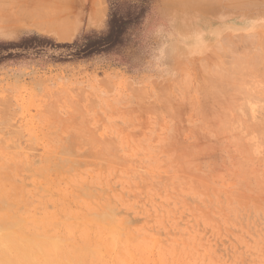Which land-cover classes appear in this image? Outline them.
I'll list each match as a JSON object with an SVG mask.
<instances>
[{
    "label": "rangeland",
    "instance_id": "374dc122",
    "mask_svg": "<svg viewBox=\"0 0 264 264\" xmlns=\"http://www.w3.org/2000/svg\"><path fill=\"white\" fill-rule=\"evenodd\" d=\"M111 1L139 0H0V244L35 264H264V0H147L116 49L57 46L105 33Z\"/></svg>",
    "mask_w": 264,
    "mask_h": 264
},
{
    "label": "trees",
    "instance_id": "16d2710c",
    "mask_svg": "<svg viewBox=\"0 0 264 264\" xmlns=\"http://www.w3.org/2000/svg\"><path fill=\"white\" fill-rule=\"evenodd\" d=\"M146 2L147 0H139L136 3H128V15L126 17H121L118 11L120 4H115L111 1L108 29L105 33L85 35L72 43L57 44V46L66 47L69 49L68 56L76 58H85L95 54L112 51L122 43L124 34L127 31L126 25L139 19L145 12ZM26 41H28V39H24L20 43L2 44V47L4 46L5 49L23 47V49H26L28 46L23 44Z\"/></svg>",
    "mask_w": 264,
    "mask_h": 264
},
{
    "label": "bare ground",
    "instance_id": "6f19581e",
    "mask_svg": "<svg viewBox=\"0 0 264 264\" xmlns=\"http://www.w3.org/2000/svg\"><path fill=\"white\" fill-rule=\"evenodd\" d=\"M31 12V11H30ZM41 12V11H40ZM39 11H38V14L37 15H39V13H40ZM45 13V12H44ZM32 14V13H31ZM61 15V13L59 12L58 14L56 13V14H54V16H57L58 15V17ZM63 14V13H62ZM27 15H29V14H27ZM43 15V14H42ZM48 15V14H47ZM34 16H36V15H34ZM29 17V16H28ZM52 17V16H51ZM42 18H43V16H42ZM52 18H54V17H52ZM52 18H49L50 20H51V24H52V26L55 24L54 23V21L52 22ZM45 19V18H44ZM55 19H56V17H55ZM37 21H40V20H37ZM44 22V23H43ZM42 22V25H41V21H40V25L38 26V27H40L41 29L42 28H44V29H46L47 27V17H46V19H45V21H43ZM37 22H36V19H35V24H36ZM50 24V25H51ZM62 24H63V22H62ZM65 24V23H64ZM49 26V25H48ZM51 26V27H52ZM57 26H58V24H57ZM62 26V25H61ZM70 27V24L69 25H67V27ZM51 27H50V29H51ZM69 27H68V29L66 28H61V29H64V30H56V28L54 27V29L52 28L51 30H55L57 33H58V35L60 36V38H65L66 39V37H70L71 35H70V33H71V31L69 30ZM50 29L48 28V30L50 31ZM58 29V28H57ZM70 29H71V27H70ZM246 36V35H245ZM257 36V35H256ZM241 38V37H240ZM234 40H236V39H234ZM244 41V40H243ZM252 41V40H251ZM250 41V42H251ZM233 42V41H232ZM239 42V41H238ZM247 42H248V39H247ZM245 43H246V39H245ZM249 43V42H248ZM225 44H227V42L225 43ZM240 44V43H239ZM233 46H234V43L232 44ZM245 45V44H244ZM241 47H242V45H241ZM244 47V46H243ZM246 48V47H245ZM224 49V48H223ZM230 49H232V48H230ZM239 49V48H238ZM247 49V48H246ZM254 49V48H253ZM228 50H229V48H228ZM245 50V49H244ZM232 51H233V49H232ZM230 52V51H229ZM244 52V51H243ZM247 52V51H246ZM262 52V51H261ZM233 53V52H232ZM247 53H250L249 51L247 52ZM263 54V53H262ZM235 55V54H234ZM258 55H261L260 53L258 54V52H257V55L255 54V55H253L251 58H249V57H246V58H248V60H253L254 59V61H255V63L257 62V64H258V62H259V56ZM236 56V55H235ZM255 56H256V58H255ZM236 57H238V56H236ZM242 57V56H241ZM241 57L239 56V58L241 59ZM238 58V59H239ZM261 58V57H260ZM237 59V58H236ZM248 60H245L247 63H248ZM261 60V59H260ZM237 61V60H236ZM238 61H244L243 59L242 60H238ZM253 61V62H254ZM252 61L250 62V65H252V66H255L254 64L255 63H253ZM243 63V62H242ZM251 63H253V64H251ZM244 64V63H243ZM236 65V64H235ZM234 65V66H235ZM240 65H242V64H240ZM234 66H233V68H234ZM237 66H239V64H237ZM244 66V65H243ZM231 67V66H230ZM245 67V66H244ZM240 68V67H239ZM238 68V69H239ZM245 68H247V67H245ZM234 70V69H233ZM242 70H243V68H242ZM246 72H247V70H245ZM236 72V71H235ZM211 81V80H210ZM164 88V87H163ZM210 91V90H209ZM202 105V104H201ZM217 115V114H216ZM213 119V118H212ZM223 120H224V118H222ZM226 119V118H225ZM213 122H214V120H213ZM214 125V124H213ZM220 125V124H219ZM216 126V125H215ZM216 129V128H215ZM221 130V129H220ZM229 136V135H228ZM236 139H237V136H236ZM229 140H230V138H229ZM108 146H109V144H108ZM114 147V146H113ZM110 148V147H109ZM108 148V149H109ZM117 149V148H116ZM115 149V150H116ZM111 150H113V148L111 149ZM106 151V150H105ZM188 166V165H187ZM193 166V165H192ZM191 168V167H190ZM186 169H187V167H186ZM5 200V199H4ZM45 218V217H44ZM3 226H4V224H3ZM24 227V226H23ZM7 232V231H6ZM10 234V233H9ZM5 236V235H4ZM11 236V235H10ZM7 237V238H6ZM2 238V237H1ZM5 238L6 239H8L9 240V238H8V236H5ZM47 238V237H46ZM12 239H13V237H12ZM48 239V238H47ZM2 240V239H1ZM50 240V239H49ZM18 241V240H17ZM20 241V240H19ZM24 241H26V240H24ZM44 241H46V240H44ZM54 241H56V240H54ZM1 242V241H0ZM6 242V241H5ZM8 242V241H7ZM13 242V241H12ZM9 243V244H7L6 243V249H7V247L9 248V250H11V251H13V253L11 254L10 252H8L7 254H3L2 252H0V264H35L36 263V255L33 253V254H31V255H29V256H26V255H24L25 254V250L23 251V248H25V245H23V244H17V243ZM31 243H34V241L33 242H31ZM36 243V242H35ZM41 244H43V243H41ZM50 244V243H49ZM53 244V243H52ZM48 245V244H47ZM57 245H58V243H57ZM56 245V246H57ZM51 246V245H50ZM48 247V246H47ZM52 247V246H51ZM51 247H48L49 249L51 248ZM58 247H60L59 245H58ZM0 248H2V249H5V248H3V244H0ZM32 248V247H31ZM35 248H37V247H35ZM43 248V247H42ZM56 247H54V249H55ZM62 248V247H61ZM27 249V248H26ZM30 249V248H29ZM58 249V248H57ZM28 251V250H27ZM26 251V252H27ZM30 251H32L31 249L29 250V252ZM41 251V250H40ZM45 251V250H44ZM53 251H55V250H53ZM46 252V251H45ZM28 253V252H27ZM37 253V252H36ZM44 253V252H43ZM70 253V252H69ZM38 254V253H37ZM57 254V253H56ZM75 254V253H74ZM53 255V254H52ZM44 256V255H43ZM56 256V255H55ZM63 255L61 254V257H62ZM45 257V256H44ZM58 257V256H57ZM70 257V256H69ZM45 258H48V257H45ZM44 258V259H45ZM59 258V257H58ZM57 258V259H58ZM76 258V257H75ZM43 259V260H44ZM49 259V258H48ZM56 259V260H57ZM41 261V260H40ZM50 263V262H49ZM38 264V263H37ZM39 264H40V262H39ZM61 264V263H60Z\"/></svg>",
    "mask_w": 264,
    "mask_h": 264
}]
</instances>
